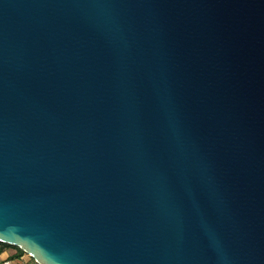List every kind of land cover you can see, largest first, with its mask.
I'll list each match as a JSON object with an SVG mask.
<instances>
[{
    "label": "water",
    "instance_id": "obj_1",
    "mask_svg": "<svg viewBox=\"0 0 264 264\" xmlns=\"http://www.w3.org/2000/svg\"><path fill=\"white\" fill-rule=\"evenodd\" d=\"M0 242L264 264V0H0Z\"/></svg>",
    "mask_w": 264,
    "mask_h": 264
},
{
    "label": "rangeland",
    "instance_id": "obj_2",
    "mask_svg": "<svg viewBox=\"0 0 264 264\" xmlns=\"http://www.w3.org/2000/svg\"><path fill=\"white\" fill-rule=\"evenodd\" d=\"M4 250L8 251V254L11 258H13L15 261H14V264L15 262L16 263H22V264H27L25 262V260H29L30 262L33 261V257L29 256L28 253H23L20 257H17L15 256L16 252H17V249L13 246H9V247H6ZM2 261H4V255L1 254L0 252V264L2 263Z\"/></svg>",
    "mask_w": 264,
    "mask_h": 264
},
{
    "label": "built area",
    "instance_id": "obj_3",
    "mask_svg": "<svg viewBox=\"0 0 264 264\" xmlns=\"http://www.w3.org/2000/svg\"><path fill=\"white\" fill-rule=\"evenodd\" d=\"M29 256H31L30 254H29ZM32 257V256H31ZM21 258H22V256H21ZM25 262L27 263V264H40L36 259H34L33 258V261H27V260H25ZM1 264H14V260H13V258H11L9 255L8 256H6V257H4V261H2V263ZM18 264H22V263H18Z\"/></svg>",
    "mask_w": 264,
    "mask_h": 264
},
{
    "label": "trees",
    "instance_id": "obj_4",
    "mask_svg": "<svg viewBox=\"0 0 264 264\" xmlns=\"http://www.w3.org/2000/svg\"><path fill=\"white\" fill-rule=\"evenodd\" d=\"M9 246H13L17 249V252L15 254V256L17 257H20L23 253H25V251L21 249L20 247L12 245V244L4 243V242H0V252H2L6 247H9Z\"/></svg>",
    "mask_w": 264,
    "mask_h": 264
},
{
    "label": "crops",
    "instance_id": "obj_5",
    "mask_svg": "<svg viewBox=\"0 0 264 264\" xmlns=\"http://www.w3.org/2000/svg\"><path fill=\"white\" fill-rule=\"evenodd\" d=\"M1 254L4 255V257H6V256H8V255H7V254H8V251L3 250V251L1 252ZM13 260H14V259H13ZM14 261H15V260H14ZM15 264H18V263L15 262Z\"/></svg>",
    "mask_w": 264,
    "mask_h": 264
}]
</instances>
